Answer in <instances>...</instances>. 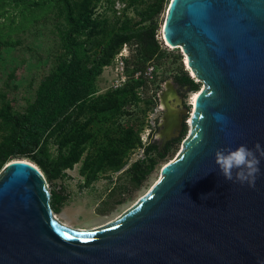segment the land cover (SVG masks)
<instances>
[{"label":"rangeland","instance_id":"374dc122","mask_svg":"<svg viewBox=\"0 0 264 264\" xmlns=\"http://www.w3.org/2000/svg\"><path fill=\"white\" fill-rule=\"evenodd\" d=\"M69 3L72 19L59 0H0V145L14 147L8 115L27 123L38 112V146L15 159L43 173L56 221L87 232L122 216L159 183L191 135L190 97L205 86L187 69L182 48L161 39L168 0ZM152 27L161 53L145 61ZM168 83L174 118L166 141ZM150 159L155 168L136 189L129 169Z\"/></svg>","mask_w":264,"mask_h":264},{"label":"water","instance_id":"95a60500","mask_svg":"<svg viewBox=\"0 0 264 264\" xmlns=\"http://www.w3.org/2000/svg\"><path fill=\"white\" fill-rule=\"evenodd\" d=\"M166 8L165 41L205 86L180 155L138 204L87 232L59 224L41 170L12 160L0 176V264H264V161L254 188L214 163L218 148L264 146V0Z\"/></svg>","mask_w":264,"mask_h":264},{"label":"trees","instance_id":"16d2710c","mask_svg":"<svg viewBox=\"0 0 264 264\" xmlns=\"http://www.w3.org/2000/svg\"><path fill=\"white\" fill-rule=\"evenodd\" d=\"M59 2L64 5L68 18L72 19L73 9L71 7V4L69 3V0H59ZM156 31L157 27H152L146 32V36L149 37L150 43L147 45V47L144 48L145 61H152L153 59H155L158 53H161L160 47L155 39ZM141 38L142 35H138L136 37L137 41L132 45H137L138 47L139 43H142V41H140ZM185 76L188 82L193 83L189 76H187L186 74ZM37 113L38 112L34 111V113H32V115H30V117L27 119V123H23V121H21L18 117L12 115L7 116V119L12 122L15 128V134L13 136L14 147L6 148L5 146L0 145V169L5 163L12 161L11 159H15L17 157H27L30 152H33L37 148L38 139L34 137V134L36 133L35 123L37 119ZM6 152L9 154V156L6 155ZM146 162L145 160L138 161L134 163L129 169V173L131 174V183L136 189H139L142 186L143 182L147 180V178L155 168L156 163L154 159H150L149 165H146Z\"/></svg>","mask_w":264,"mask_h":264},{"label":"clouds","instance_id":"9594fccd","mask_svg":"<svg viewBox=\"0 0 264 264\" xmlns=\"http://www.w3.org/2000/svg\"><path fill=\"white\" fill-rule=\"evenodd\" d=\"M264 161V146L259 142L249 147L239 144L233 147H221L215 151L214 163L219 174L225 180L254 188L261 174Z\"/></svg>","mask_w":264,"mask_h":264},{"label":"bare ground","instance_id":"6f19581e","mask_svg":"<svg viewBox=\"0 0 264 264\" xmlns=\"http://www.w3.org/2000/svg\"><path fill=\"white\" fill-rule=\"evenodd\" d=\"M166 17H167V8H166V10H165V14H164V19H163V23H162V29H161V39L163 40V42H165L166 43V41H165V36H164V27H165V19H166ZM167 44V43H166ZM168 45V44H167ZM169 46V45H168ZM185 55V65L187 66V69L191 72V74H192V76H195L194 75V73L192 72V70L189 68V66H188V57H187V55L186 54H184ZM171 86H172V84L171 83H168L167 84V91L164 93V95L162 96V100H161V104H162V109L166 112V114H165V117H164V121H163V125H165V128H164V126H163V128L164 129H162V131H161V137L163 138V137H165L166 138V135H170L171 134V130H172V128H171V126H172V124H173V113L174 112H172L171 111V109H170V105H169V100L172 98V94H170L171 93ZM170 88V89H169ZM205 91V87L202 89V91H197L196 93H193L192 95H191V97H190V103H191V112H192V115H191V118H192V116H193V113H194V111H195V109H196V100L198 99V97L203 93ZM176 121V120H175ZM174 121V122H175ZM189 124L191 125V119H190V121H189ZM192 126V125H191ZM192 129V128H191ZM192 131V130H191ZM190 131V132H191ZM165 135V136H164ZM167 137H169V136H167ZM26 160V159H25ZM26 161H28V160H26ZM11 162V161H10ZM10 162H8L7 164H9ZM30 162V161H29ZM32 165H34L38 170H40L39 168H38V166L36 165V164H34V163H32V162H30ZM119 217H121V216H119ZM119 217H117V218H115V219H113V220H111V221H108L107 223H104V224H101V225H98V226H96V227H94L93 228V230H96V229H99V228H102V227H105V226H107V225H109V224H111V223H113L116 219H118ZM55 219V218H54ZM56 220V219H55Z\"/></svg>","mask_w":264,"mask_h":264},{"label":"flooded vegetation","instance_id":"af4514ba","mask_svg":"<svg viewBox=\"0 0 264 264\" xmlns=\"http://www.w3.org/2000/svg\"><path fill=\"white\" fill-rule=\"evenodd\" d=\"M170 89V88H169ZM168 90V89H167ZM172 91H173V89H172V86H171V93H172ZM170 93V94H171ZM172 97H173V95H172ZM171 103H170V101H169V105H170ZM180 104V101L178 100L177 101V104H174V106L175 107H177L178 105ZM180 111L181 110H178V111H176L177 113H179V115H180ZM179 115L177 116V117H179ZM166 136H169V137H167V139H166V141L168 140V139H170L172 136H173V134L171 133L170 135H166Z\"/></svg>","mask_w":264,"mask_h":264}]
</instances>
